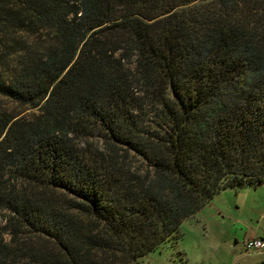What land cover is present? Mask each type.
<instances>
[{
	"label": "trees",
	"instance_id": "16d2710c",
	"mask_svg": "<svg viewBox=\"0 0 264 264\" xmlns=\"http://www.w3.org/2000/svg\"><path fill=\"white\" fill-rule=\"evenodd\" d=\"M264 182V0H0V264H134Z\"/></svg>",
	"mask_w": 264,
	"mask_h": 264
},
{
	"label": "rangeland",
	"instance_id": "374dc122",
	"mask_svg": "<svg viewBox=\"0 0 264 264\" xmlns=\"http://www.w3.org/2000/svg\"><path fill=\"white\" fill-rule=\"evenodd\" d=\"M264 236V182L223 187L193 217L180 235L134 264H264V255L244 254L248 238Z\"/></svg>",
	"mask_w": 264,
	"mask_h": 264
},
{
	"label": "built area",
	"instance_id": "2783aa9c",
	"mask_svg": "<svg viewBox=\"0 0 264 264\" xmlns=\"http://www.w3.org/2000/svg\"><path fill=\"white\" fill-rule=\"evenodd\" d=\"M244 254H264V236L248 238L244 242Z\"/></svg>",
	"mask_w": 264,
	"mask_h": 264
},
{
	"label": "crops",
	"instance_id": "0c3cea01",
	"mask_svg": "<svg viewBox=\"0 0 264 264\" xmlns=\"http://www.w3.org/2000/svg\"><path fill=\"white\" fill-rule=\"evenodd\" d=\"M260 237V236H259ZM260 255H262V254H260ZM264 255V254H263Z\"/></svg>",
	"mask_w": 264,
	"mask_h": 264
}]
</instances>
